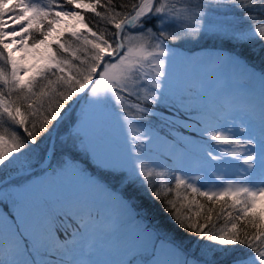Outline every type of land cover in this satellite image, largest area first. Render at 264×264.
Masks as SVG:
<instances>
[{
	"label": "snow or ice",
	"instance_id": "snow-or-ice-1",
	"mask_svg": "<svg viewBox=\"0 0 264 264\" xmlns=\"http://www.w3.org/2000/svg\"><path fill=\"white\" fill-rule=\"evenodd\" d=\"M83 9L115 31L93 30ZM222 11L224 23L212 24L208 17ZM62 16L84 31L53 37ZM203 38L218 46L209 63L232 68L239 86L177 107L185 119L175 122L190 135L161 163L150 132L138 129L154 114L148 105L176 107L167 82L177 48ZM26 43L46 50L25 80L30 69L13 53ZM245 50L264 52V0H0V264H51L45 257L56 252L59 264H95L76 260L68 246L97 231L114 254L105 264H264V68L257 70ZM72 112L57 175L75 178L81 191L49 202L33 189L52 169L56 145H41ZM132 193L162 201L196 239L143 223ZM99 198L132 227L97 221ZM65 224L74 230L57 246Z\"/></svg>",
	"mask_w": 264,
	"mask_h": 264
},
{
	"label": "rangeland",
	"instance_id": "rangeland-1",
	"mask_svg": "<svg viewBox=\"0 0 264 264\" xmlns=\"http://www.w3.org/2000/svg\"><path fill=\"white\" fill-rule=\"evenodd\" d=\"M12 2L13 0H9L10 4ZM32 2H39V0H32ZM57 3L64 4V0H57ZM68 8L69 6L65 4V10ZM85 10L87 11L88 9H83L81 11ZM223 15L224 14L221 13H213L208 19L212 24L219 25L225 21ZM71 31H84V25L74 19L70 27L63 31L61 35ZM205 40V38L188 40L182 42V45L196 47L204 43ZM208 42L212 45L216 43L209 39ZM26 48H30L27 43L23 49ZM21 50L22 49L14 52L13 56L17 58L19 64L30 69L28 73L23 74L24 79L26 80L29 75L33 74L35 66H38L41 61L38 59L27 62L20 59L19 52H21ZM217 51L218 48H213L211 51H207L204 55L201 57L198 56L199 58L192 61L191 59H188V56L186 57L188 52L177 50V62L173 67L172 75L167 82V94L170 97L171 104H174L176 107L165 105L157 109L155 106L148 105L149 107L154 108V114L150 115L152 118L146 115L145 119H148V121H141L143 127L138 130L150 132L153 137V143L150 146L152 148V155L160 159L161 163L171 155L176 140H184L190 135L175 122L177 115L181 121L185 119V114L183 112L179 114L177 113V107H182L189 103L199 104L201 103L202 98H211V96L222 86H227L232 89L239 86L238 82L232 79V68L217 67L209 63V59L214 57ZM189 89H191V92H189ZM188 95H191L194 99L192 101L181 99ZM133 102L136 101L133 100ZM78 110L79 108L76 107L77 112ZM75 114L76 112H72L70 119L64 121L60 125L59 133L56 134L55 141L56 156L51 157L52 169L48 171L47 176H42L40 178L41 183L33 189L35 193L39 194L43 199H46L49 202L62 200L69 195H75L81 191V185L75 178L68 176L61 177L57 175V162L59 161L58 155L60 154V138L65 135L69 123L75 118ZM181 133L183 135H181ZM112 134L116 137L120 136V129L115 125V122L112 124ZM191 136L195 138L194 133L191 134ZM41 139H43V137ZM47 146L48 141L41 145L42 148H47ZM193 209L195 208L193 207ZM93 215L96 217L97 221L115 222L118 226H121L122 229L132 227V225L124 224V218L120 215V210L115 205L104 201L103 198H99L95 202ZM70 227L71 226L67 225V227L64 226L60 229V233L63 234V239H61L60 236V240L56 242L57 246L64 243L67 234H64L63 231H65V229L68 230ZM71 229L74 230L73 227ZM68 238L70 239L71 237ZM76 241L77 243L75 245L70 244L68 247L72 250V256L78 261H90L95 262V264H105V261L114 259V254L109 247L108 240L106 239L105 234L101 231H97L91 236L76 237ZM89 243H91V247L87 246ZM45 259L51 261V264H59L61 252H56L52 256H46Z\"/></svg>",
	"mask_w": 264,
	"mask_h": 264
},
{
	"label": "trees",
	"instance_id": "trees-1",
	"mask_svg": "<svg viewBox=\"0 0 264 264\" xmlns=\"http://www.w3.org/2000/svg\"><path fill=\"white\" fill-rule=\"evenodd\" d=\"M119 2H120V0H117V3H119ZM102 3H103V0H102ZM98 11H103V9L99 8ZM82 12L84 14V19L89 23V27H92L93 30H97V31L103 30L105 27H107L110 32L115 31V29L112 26L106 25L102 21H99V18L94 17V15L91 13L90 10H87V11L85 10ZM219 13L224 14L223 16L226 19L225 12L222 11ZM192 48H195V47H187V46L182 45L181 47H178L177 50L188 52V50L192 49ZM214 48H218V46L214 47ZM243 54L248 58L250 63L255 65L257 70L264 68V63H262V58H264V52H260L257 55H252L250 52L245 50ZM148 116L152 118V116H150V115H148ZM145 120L148 121V119H144L143 121H145ZM59 159H60V154L58 155V160ZM173 183H174V181H173ZM169 186H171V185H169ZM132 194L139 197L137 202L139 204V207L142 209L141 215H146L147 216L146 220H148V222L160 224L165 229L173 232L179 239L185 240V242L194 241L196 239L195 237H189L185 231L179 229L176 226V224L171 219L170 213L166 212L164 210L162 201L152 200L148 196H140L139 193H132ZM169 198L171 199L173 197L170 195ZM198 199H200V202L202 204H205L207 207H211V205L206 200H204L202 198H198ZM193 207L195 208V206H193ZM185 211H187V210L185 209ZM192 211L195 212L196 208L192 209ZM223 224H224V221H223V219H221V220L217 221L216 226H217V228H219ZM60 236H62L61 233H60Z\"/></svg>",
	"mask_w": 264,
	"mask_h": 264
},
{
	"label": "bare ground",
	"instance_id": "bare-ground-1",
	"mask_svg": "<svg viewBox=\"0 0 264 264\" xmlns=\"http://www.w3.org/2000/svg\"><path fill=\"white\" fill-rule=\"evenodd\" d=\"M60 20H61V23L55 26L56 31L53 33V37L60 36L61 33L65 31L67 28H69L72 22L74 21L73 18H70L67 16H62ZM53 37H50L49 40L51 41ZM205 39H206L205 42L202 43L201 45H198L195 48L188 50V54L186 55V57L188 56V59H191L192 61L196 60L197 58L204 55L207 51L209 50L211 51L214 48L213 45L208 42V39L207 38ZM45 50L46 49L43 46H41L38 50L26 48V49H22L21 52H19V55L20 57H23L22 60L31 62L34 60H38L39 54L44 52Z\"/></svg>",
	"mask_w": 264,
	"mask_h": 264
},
{
	"label": "water",
	"instance_id": "water-1",
	"mask_svg": "<svg viewBox=\"0 0 264 264\" xmlns=\"http://www.w3.org/2000/svg\"><path fill=\"white\" fill-rule=\"evenodd\" d=\"M69 111H71V109H69ZM55 137H56V135H54L53 136V138L51 139V140H49V142H48V147H51V145L53 144V143H55ZM51 154H49V158L51 159Z\"/></svg>",
	"mask_w": 264,
	"mask_h": 264
}]
</instances>
